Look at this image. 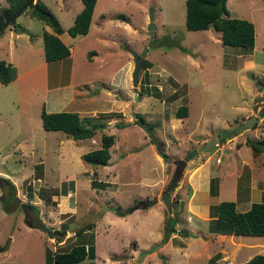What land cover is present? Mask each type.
Wrapping results in <instances>:
<instances>
[{"label": "rangeland", "instance_id": "374dc122", "mask_svg": "<svg viewBox=\"0 0 264 264\" xmlns=\"http://www.w3.org/2000/svg\"><path fill=\"white\" fill-rule=\"evenodd\" d=\"M43 2L65 29L72 25L75 15L83 7L81 0ZM7 4L5 0H0V6ZM226 5L230 16L253 22V48L224 45L220 31L213 28L188 29L185 25V0L96 1L90 31L76 37L72 55L64 61L61 69L64 81L70 83L68 90L74 88L83 92V95H77L82 101L77 98L76 101L86 103V109H82L87 110L86 115H91L94 110L96 115L100 112L113 114L94 137L95 143L100 144L102 133L115 135L110 165L87 163L80 157L89 148L86 145L90 144L91 138L77 141L61 130H47L42 126L41 105L57 92L54 87L57 82L51 77L54 70H58L57 63H51L46 71L45 66L38 65L23 74L21 79L8 84L0 83V171L19 177H13V187L0 182V247L12 237L13 225L24 217L22 203L30 202L42 206V215L50 229L63 228L62 219L68 227L63 238H60L62 233L52 236L44 232L43 235L39 228L31 229L28 234L15 232L14 239L22 241L25 238L33 246L32 252H36L40 243L44 242L53 251L64 250L72 243L89 241L96 247V257L91 264H135L141 261L144 264H163L164 261L207 264L208 256H215L213 244L208 240L211 236L205 235L202 226L201 236L188 235L191 238L188 242L187 236H178V233L181 228L187 227L189 215L185 210L189 196L187 177L191 178L198 172L197 166L202 167L208 162L210 173L214 174L218 170L213 167L214 164H219L222 159L220 165H223L227 151L222 147L218 149L216 141L209 150L194 154L189 159L188 155L201 145L203 137L206 140L218 137L222 128L227 126L233 135L242 132L233 139V143L239 146L245 144L249 137L262 139L264 143V119L259 117L261 113L257 110L262 107L260 101L264 94L259 87L264 82L263 0H227ZM150 11H153L155 26L151 29L148 28ZM120 14L124 16L118 17ZM17 23L25 29L14 41L8 29L15 28L13 25L5 27L7 37L3 39L4 45L0 46V59L14 61L21 74L44 60L43 40L38 38L44 23L32 17L30 9L17 17ZM33 34H36V39L28 41V36ZM8 39L13 44L8 43ZM144 48L146 54L141 62L146 59L151 65L140 67L138 83L134 85V61L130 49L141 52ZM250 53L257 68L249 73L240 65L241 55ZM48 72L50 81L47 82V77L43 75ZM49 87L52 89L48 90ZM252 94L258 102L253 108L259 118L243 127V122L247 120L244 115L253 105L250 102ZM86 96L90 98L86 99ZM50 102L46 103L48 109L52 107ZM74 103L64 105L63 109L71 111L76 107ZM180 104H186L187 115L177 118L174 112ZM138 113L146 120L158 123L154 133L164 142L166 156L159 154L157 158L153 153L156 152V145L145 138L146 131L135 122ZM115 122H123L126 126L120 128ZM218 141L223 143L222 138ZM242 145L238 158L247 156L248 152L249 157L239 166L243 171H250L249 166L253 165L257 170L253 169L252 187L261 188L264 183V150L258 152ZM168 157L170 160H167ZM178 159L184 160V166L180 176L174 179L175 188L169 192L168 208L162 194L172 183ZM38 164H43L42 168L36 167ZM90 169L95 171L90 177L96 182L106 180L102 181L106 185L102 182L100 186L88 184L81 173ZM74 179L75 193L71 190V183H68L69 180L74 182ZM108 180L113 181L109 183ZM229 180L231 178H225L219 188L221 199L233 200L232 182ZM201 187L204 185L201 184ZM255 187L252 190H256ZM244 188L243 199L248 192V187ZM14 192L21 202L15 210L7 211L11 193ZM249 196L253 197L251 201H261L254 195ZM219 197H212L213 200L209 197L211 204L220 201ZM160 199L162 203L156 205ZM243 199L237 203L238 210L247 205ZM115 209L124 211V215H117ZM130 209L136 210L129 214L127 210ZM27 211L31 218L34 217L30 209ZM72 213L74 215H70ZM169 214H175L179 222L176 224L178 231L172 233L176 235L173 239H169L170 236L154 252L145 254L144 250L157 244L164 236ZM194 219L191 221L195 223ZM86 222H93L94 225L77 236L68 237L72 227ZM204 222L206 229L211 231L214 221ZM206 240L209 243H204ZM242 255L245 257L247 251L244 250L239 257ZM77 264H89L88 259Z\"/></svg>", "mask_w": 264, "mask_h": 264}, {"label": "trees", "instance_id": "16d2710c", "mask_svg": "<svg viewBox=\"0 0 264 264\" xmlns=\"http://www.w3.org/2000/svg\"><path fill=\"white\" fill-rule=\"evenodd\" d=\"M8 4L6 6H0V35L3 33L4 13L15 12L20 6H22L26 0H5ZM83 3L82 9L75 15L72 25L67 28V32L71 36L77 34H86L89 30L92 13L97 0H81ZM185 25L188 29H208L220 31L221 42L224 45L240 46L246 48H252L255 42V28L252 21L230 16V11L227 8L226 0H185ZM30 9V15L44 24L51 27L52 32L47 30L43 31V50L44 59L46 61H52L62 59L69 55V47L62 41L59 34L63 32V27L58 17L51 11V9L43 2V0H35L33 4L22 10ZM264 11V0H263ZM21 12V13H22ZM124 14L118 15L123 17ZM13 27L21 31L22 25L14 23ZM264 51V43H263ZM151 62L144 59L141 62L140 67L144 68L150 66ZM17 75L16 67L4 59H0V83L8 84ZM260 82V80H258ZM260 89L263 85L259 86ZM264 113L262 110L260 111ZM110 112H100L99 115L92 117H81L75 111H47L44 107L40 110L41 123L44 129L47 130H61L66 136L73 139H83L92 137L98 129L104 127L105 121L112 117ZM174 115L177 117H185L187 115L186 104H180ZM135 122L140 125L149 137V141L156 145V150L161 156H166L164 152V142L155 136V130L158 123H152L142 114H137ZM116 125L125 126L124 123L117 122ZM115 135L102 133L100 137V147L91 149L84 152L80 157L87 163L96 165H106L110 157V146L114 143ZM248 145L255 149H262L263 140H256L248 138L245 141ZM178 161L177 165H180ZM43 164H38L36 167L42 168ZM7 183L10 181L0 176V182ZM172 183L168 185V192L174 189L176 186L175 180H171ZM102 182V181H101ZM101 182H96L94 179L91 184L101 185ZM73 187V181L69 180ZM103 184V182H102ZM65 185V184H64ZM105 185V184H103ZM210 191L215 193V181L211 180ZM22 207L25 210L30 209L34 217H30L27 213L25 221L32 227H37L46 233L57 236L66 230V225L62 224L63 228L50 229L42 222L39 215V208L33 203H22ZM210 216H213V225L210 227L211 231L217 233H233V234H251V235H264V199L262 201H254L250 207L246 210H238L236 203L233 200H222L216 204H211ZM116 214L119 216L124 215V211L115 209ZM131 210V209H130ZM127 210V211H130ZM126 212V211H125ZM127 213V212H126ZM176 214V213H175ZM175 214H169L165 223L164 236L155 245L144 250L143 252H153L158 246H161L167 241L170 235L177 230L176 224L178 220ZM94 225L93 222L85 225H80L73 235L77 236L86 230L90 229ZM186 228H181V234L191 235ZM73 244V243H72ZM70 244L68 248L62 250H50L47 248L46 263L47 264H75L81 261L85 257L94 258V243L89 241ZM163 258V257H162ZM91 264V263H89ZM167 264V262H163ZM209 264H215L214 257L209 259ZM247 264H264V255L257 253L253 255Z\"/></svg>", "mask_w": 264, "mask_h": 264}, {"label": "crops", "instance_id": "0c3cea01", "mask_svg": "<svg viewBox=\"0 0 264 264\" xmlns=\"http://www.w3.org/2000/svg\"><path fill=\"white\" fill-rule=\"evenodd\" d=\"M229 1L230 0H228V2ZM93 12H94V10H93ZM92 15H93V13H92ZM93 19H94V17L91 18V22H90L88 32L90 31ZM16 22H17V19H16ZM24 29H25L24 27H23V30H21V31L15 30L13 28L8 29V31H9L8 33H10L9 36L12 37V39L14 41H16L20 32L24 31ZM63 29L64 30L62 33L59 34V37L62 39V41L70 49V53L68 56H66L62 59H57V60H52V61H46L44 59L39 64L32 65V67L30 66V68H28L24 73H21V74L19 73L18 66L14 61L12 62L11 60H9L7 62H11L17 69V75L13 80L21 79L22 78L21 76L23 74H25L29 70L35 69L38 65L45 66V71H46L51 63H57L58 70H56V71L54 70V73L51 74L52 80L54 77V81L57 82L54 85L55 90H57V92L54 93V95L50 98L51 102H50V99H48L47 101H44L43 104L41 105V108L44 107L47 111H70V110L63 109V106L66 104H69L71 102H76V103H74L76 107H74V109H72L71 111L77 112L81 117H84V116L92 117V116L96 115V111L95 110L92 111L91 115L85 114V112H87V110H82V109H86V107H84L86 103H79L78 101H76V98L78 100L81 99L80 97L77 96L78 93H79V95H83V92H81L80 90H77V89L74 90V88L68 90V88H70V83L68 81H64L66 79L63 77L62 69H61L62 65L65 64L64 61H66V59H69L72 55L73 44H74V42H76L75 41L76 37L78 35H86V34H88V32L86 34H77L76 36H71L67 32V29H65L64 27H63ZM5 30H6V28L3 30V33L0 35V41H1L0 46L1 47L4 45L3 39H6V37H7V35L5 34ZM44 30L52 32L51 27L47 24H44L43 31ZM43 31L38 35V38L39 39L42 38V40H43ZM35 37H36V34H33V36L32 35L28 36V39H29L28 41L31 42V40L36 39ZM9 42L12 43V40L8 39V43ZM263 43H262V46H263ZM254 46H255V44H254ZM241 56H242V64L240 66H242L245 69V72L250 73V71H252L254 68H257V63L255 62V60H253V55L251 53L247 54V55H241ZM251 75L254 76L253 72L251 73ZM43 76L47 77V80H45V81H47V82L50 81L49 72L45 73ZM258 80H260V79H258ZM12 81H10V82H12ZM261 85H263V87H264V82H261ZM50 89H52V87L48 88V90H50ZM260 92L264 93V88L262 90L260 89ZM262 97H263V99L260 101V103H262V107H259L257 109L259 112L261 110L264 112V110H263L264 94H262ZM87 98H90V97L86 96V99ZM254 98H255L254 94H252V96L250 97V102L253 105L250 109H248V111L246 112V114L244 116L246 118H248L250 115L255 116V118H259L261 116V119H264V113L262 114V112H260L261 114L259 115V117H257L256 112H254L255 108H253V106L255 104H258V102H255ZM48 101L51 103V106H52L50 109H48L46 107V103H48ZM81 101H82V99H81ZM175 117H177V116H175ZM110 118H112V117H110ZM177 118H182V117H177ZM108 119L106 121H108ZM135 119H137V116L135 117ZM106 121H105V124H106ZM115 123L117 124V122H115ZM120 123H123V122H120ZM105 124H104V126H105ZM116 126H119V125H116ZM125 126H121L120 128H124ZM222 129H223V131L218 133V135L222 136V137H219V136L218 137L213 136V137L216 138V141L218 144L217 148L221 149V147H222V148H225L227 151V154L224 156V159H225L224 164L220 165L223 162L222 159L219 160V164L216 162L213 167L218 168V170H216L214 174H211L210 173L211 167H210L209 162H208L205 165L203 164L202 167L200 166L198 168V166H197L196 168L198 169V172L195 175H193L191 178L187 177L188 178L187 181L189 183V187H187L189 189L188 190L189 196H188V201L186 202L187 207L185 204V210L189 214V215H187V227L188 226L189 227L188 228L184 227V228H187L186 231L191 233L192 236H198V235L201 236V226H202L203 232H206L205 235L211 236V238H209L208 240H211L210 242L213 244V251L215 254V256H214L215 264H247V261L253 255H255L257 253L264 255V235L217 233L214 231H210L209 228L207 230L206 224H205L206 222H204V221H208V220L214 218L213 216H210L209 207L211 205V200H213L212 197H214V198L219 197V193H218L220 190L219 188L221 187L222 183L224 182L223 180H225V178H229V179L231 178V180H229V181L232 182V188H233V195L232 196H233V201L236 203V208H237V203H239L240 199H243V197H244L243 189L246 190L244 187H248V192H247L248 196L246 194L245 199H243V200H245V202H247L246 203L247 205L246 206L244 205L245 207L243 208V210H246L250 207L249 203L253 197H250L249 194H251L252 196L254 195V197H256V199H258V200L261 199V201H262L264 199V183H262V186H260L261 188L253 186V187H255L256 190H252L253 179H254V176L252 174L254 171L253 169H255L254 166L253 165L249 166L250 171L245 169V171L246 170L248 171V174L246 176L244 175L245 171H243V168L241 169V167L239 166V165L243 164V162H247L248 159L246 157H249V152H248L247 156L243 155L242 156L243 158L239 159L238 158L239 153H240V151H242L241 150L242 147H240V146L242 144L239 146V145L233 143V139L235 138V136H237L238 134L241 135L242 132H237L236 135L235 134L233 135L232 134L233 132L230 129V127H228V126L226 128L223 127ZM107 134H113V133H107ZM95 135H96V133L92 137H87V138H91V140H90V144L87 143V145H86L89 148H86L85 150L89 151L88 149L91 150V148L94 149V148L100 147V144L95 143L96 142V140L94 139ZM145 138H147V140L149 141L148 135ZM219 138L220 139L222 138L223 143H220L218 141ZM249 138H251V137H249ZM252 139H254V138H252ZM76 140L77 141H84V138L83 139H76ZM207 140H206V137H203L201 140V143L200 142L199 143L202 145ZM115 141H116V137H115L114 143H115ZM149 142H147V143H149ZM114 143L109 148L110 157L108 160V164H106V165L111 164L110 163L112 161L111 151L113 152L112 148H113ZM226 145H228L227 148H226ZM244 145H248V144L245 142V144H243L242 146H244ZM248 146L252 150H255L258 152H261L264 150V145L262 146L261 150L252 148L250 145H248ZM87 151H85V152H87ZM245 151L247 152V150H245ZM153 153L155 154V156L157 158H159L158 157L159 153L157 152V150H156V152L154 151ZM231 153L235 154V156L233 157ZM125 154L126 153L121 154V155L124 156ZM121 155L119 154V156H121ZM237 158H238V162L236 161ZM178 160H182V159H178ZM255 170H257V169H255ZM93 172H95L94 169H90L89 171L85 170L81 173V176L87 180L88 184H90L92 182V180L94 179L93 177H90L91 174H93ZM0 176L4 177L10 181V183L7 182V184H9V186H11V187L14 186L13 185V182H14L13 177H17V179H19L18 176H12V175H9L3 171H0ZM110 177H112V176H110ZM262 178H264V176H262ZM99 180L101 181V179H99ZM211 180L215 181V193H212L210 191ZM102 181L106 182V180H102ZM110 181H113V180H108L109 183H110ZM201 184L204 185L203 188L201 187ZM75 189H76V180L74 179L73 188L71 190H73L75 193ZM208 193H209V195H208ZM12 194L13 193H11V195ZM209 197H211L212 199L210 200ZM219 199H220V201L224 200V199H221V196L219 197ZM172 201H173V199H172ZM176 201H181V200L176 199ZM220 201H218V202H220ZM254 201H251V203ZM20 202H21V199H20ZM23 203H28V202H23ZM161 203H162L161 199L156 201V205H160ZM251 203H250V205H251ZM212 204H216V202H212ZM37 207L39 208V215H40L42 222H44L46 226L50 227L49 225L46 224L45 217L42 215V213H43L41 211L43 209V208H41L42 206L40 204H37ZM16 208H18V206H16L12 210H15ZM23 209H24V217L21 219L20 222L17 223V225H13L14 229H13V231H11L13 233L11 234V232H10V235H12V237H10L8 239L6 245H3L2 247H0V264H47L46 263V254H47V243L46 242L40 243L39 248H37L35 250L36 252H32L33 246L31 247L28 244V242H26L25 238L22 241L14 239L15 238V236H14L15 232L21 231V233L28 234V233H30L31 229H34V230L38 229L37 227H32V226L28 225V223L25 221V216H26V213L28 211L25 210V207H23ZM6 210L12 211V210H8V209H6ZM134 210H136V209L130 210L129 214H132V212H134ZM46 213L49 214L50 211H46ZM28 214H29V212L27 213V215ZM70 215H74V214L72 213ZM193 217L195 218L194 219L195 223L193 221H191ZM201 221L203 222L202 225H201ZM60 223H61V226H62V224L67 226V224L64 222V219H62ZM177 224H179V222ZM83 225H85V224H83ZM78 227L79 226H75L72 228L70 227L71 233H69L70 235L68 237L72 236ZM51 229H57V228H51ZM38 230H40V229H38ZM66 230H67L66 232H68V227H66ZM40 231H43V230H40ZM177 231H178V229L176 230V232ZM44 232L45 231H43V235H44ZM179 232L180 233H178V236L182 235L181 231H179ZM175 235L176 234L170 235L171 237L169 239H173V236H175ZM185 236H187L186 238H187V242H188L189 239H191V238H189L188 235H185ZM208 240H206L204 243H209ZM63 245H65V244H63ZM15 246L17 247L16 250L14 249ZM254 248H258V249L253 250ZM94 249H95L94 250V252H95L94 258H88V257L84 258V259H88V263H94V259L96 257L95 244H94ZM244 250L247 251V255L245 257H243V255H242V257H239V255L242 254L244 252ZM217 252H219V253L216 256ZM148 254H150V253H148ZM210 258H211V256L209 255L208 259H207V264H209ZM84 259H82L81 261H83ZM81 261H78L77 263H79ZM145 261H147L146 258H145ZM77 263H75V264H77ZM139 264H144V261H141ZM167 264H172V263L167 262Z\"/></svg>", "mask_w": 264, "mask_h": 264}, {"label": "water", "instance_id": "95a60500", "mask_svg": "<svg viewBox=\"0 0 264 264\" xmlns=\"http://www.w3.org/2000/svg\"><path fill=\"white\" fill-rule=\"evenodd\" d=\"M35 0H26L25 3L20 6L15 12H5L4 13V24H3V28L8 26V25H13L14 23H16V19L17 17L21 14L22 10L26 7H28L29 5L33 4ZM149 25L148 28H154V24H153V11H150V15H149ZM130 52L133 56V61H134V67L132 70V82L134 85H137L138 83V76H139V69H140V62L143 59V57L146 54V48H144L141 52H137L134 49H130ZM264 110V107H263ZM256 118L254 116H249L247 118V120L245 122H243V127H246L248 125L251 124V122L253 120H255ZM216 143V138H210L207 141H205L202 145H200L198 148L193 149V151L188 155V158H191L194 154L200 153V152H204L206 150H209L210 148L213 147V145ZM167 160H170V158L168 157ZM178 161H180V165H177L176 168V173L173 175V180L177 179L180 174H181V170L184 166V160H177L175 163H178ZM180 167V169H179ZM178 169V170H177ZM13 200L11 201V203L6 207V209L8 210H12L14 209L18 203L20 202V199L17 197L16 192L13 193ZM163 200L164 203L168 206V208L170 207V203H169V192L168 191H164L163 194ZM89 221V219H88ZM87 221V222H88ZM87 222L85 224H87ZM66 231L63 232L60 235V238H63V236H65ZM135 264H139L138 262H135Z\"/></svg>", "mask_w": 264, "mask_h": 264}, {"label": "flooded vegetation", "instance_id": "af4514ba", "mask_svg": "<svg viewBox=\"0 0 264 264\" xmlns=\"http://www.w3.org/2000/svg\"><path fill=\"white\" fill-rule=\"evenodd\" d=\"M9 193H10V192H9ZM13 196H14L13 194L10 196V199H11V201H12V200H13V198H14ZM10 203H11V202H10Z\"/></svg>", "mask_w": 264, "mask_h": 264}]
</instances>
